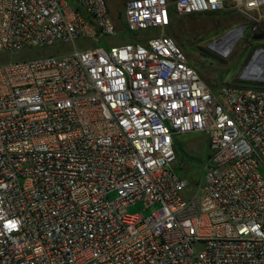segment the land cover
Instances as JSON below:
<instances>
[{
  "label": "built area",
  "instance_id": "obj_1",
  "mask_svg": "<svg viewBox=\"0 0 264 264\" xmlns=\"http://www.w3.org/2000/svg\"><path fill=\"white\" fill-rule=\"evenodd\" d=\"M226 10L264 39V0H129L126 30L161 35L108 49L106 0H0V54L96 44L0 64V264H264V80L246 76L264 45L214 92L164 34ZM191 132L209 151L194 185L173 168Z\"/></svg>",
  "mask_w": 264,
  "mask_h": 264
},
{
  "label": "rangeland",
  "instance_id": "obj_2",
  "mask_svg": "<svg viewBox=\"0 0 264 264\" xmlns=\"http://www.w3.org/2000/svg\"><path fill=\"white\" fill-rule=\"evenodd\" d=\"M127 1L129 0H106L110 17L116 25V35L100 39L97 43L99 47L108 49L112 45H121L126 42H140L144 45L147 40L161 35L159 29L134 33L127 31L123 17V7ZM259 14L264 15V10H261ZM246 23L247 20L244 17L230 10L175 16L164 34L174 39L206 86L211 91L217 92L226 84L242 86L235 82L237 75L241 73L244 64H247L254 50L259 48L261 44L264 45V39L254 40L249 36V29L246 31L244 29L245 32L242 31L226 51L216 49L220 55L207 50V45L218 41L227 32ZM95 45L93 41L79 40L75 45L55 43L52 46L25 49L11 55L1 53L0 64L9 60L20 61L41 56H60L72 53L74 49L92 48ZM248 85L252 88L255 87ZM174 147L176 159L173 168L176 174L191 184L200 182L204 176L203 165L209 152L205 134L202 132L178 134L174 137ZM193 191V186H191L184 195L190 197ZM108 198L110 200L115 199L116 193H110ZM158 208L157 204L145 208L141 203H136L126 208V214H141L148 217Z\"/></svg>",
  "mask_w": 264,
  "mask_h": 264
},
{
  "label": "bare ground",
  "instance_id": "obj_3",
  "mask_svg": "<svg viewBox=\"0 0 264 264\" xmlns=\"http://www.w3.org/2000/svg\"><path fill=\"white\" fill-rule=\"evenodd\" d=\"M246 27V25H243L221 36V38H219V40L215 42V46L217 47V49H219L218 51H226L227 48L235 42L236 38L241 34V32L246 29ZM212 45L214 46V44ZM262 64H264V52H260L255 55L252 63L247 68L246 76L255 77L254 74L260 75L259 72L263 67Z\"/></svg>",
  "mask_w": 264,
  "mask_h": 264
},
{
  "label": "water",
  "instance_id": "obj_4",
  "mask_svg": "<svg viewBox=\"0 0 264 264\" xmlns=\"http://www.w3.org/2000/svg\"><path fill=\"white\" fill-rule=\"evenodd\" d=\"M253 39L254 40H262L263 39V37L262 36H254L253 37ZM263 66V67H262ZM262 68H261V70H260V72H259V74L260 75H256V74H254V76L255 77H250V76H248V78H250V79H261V80H264V64H262ZM261 77V78H260Z\"/></svg>",
  "mask_w": 264,
  "mask_h": 264
},
{
  "label": "trees",
  "instance_id": "obj_5",
  "mask_svg": "<svg viewBox=\"0 0 264 264\" xmlns=\"http://www.w3.org/2000/svg\"><path fill=\"white\" fill-rule=\"evenodd\" d=\"M193 185L195 184V183H192Z\"/></svg>",
  "mask_w": 264,
  "mask_h": 264
}]
</instances>
